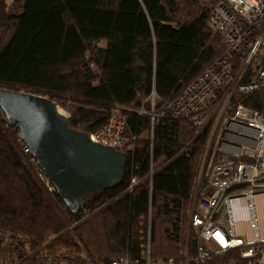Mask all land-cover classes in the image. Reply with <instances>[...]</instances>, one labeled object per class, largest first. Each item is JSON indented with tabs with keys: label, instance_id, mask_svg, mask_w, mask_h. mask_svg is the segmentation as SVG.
<instances>
[{
	"label": "trees",
	"instance_id": "1",
	"mask_svg": "<svg viewBox=\"0 0 264 264\" xmlns=\"http://www.w3.org/2000/svg\"><path fill=\"white\" fill-rule=\"evenodd\" d=\"M219 1L0 0V89L50 99L88 136L119 110L128 158L120 186L72 215L0 110V264H108L147 247L153 260H194L187 219L209 127L160 117L151 131L138 112L152 92L162 112L221 55L208 25ZM239 104L264 115V89Z\"/></svg>",
	"mask_w": 264,
	"mask_h": 264
},
{
	"label": "built area",
	"instance_id": "2",
	"mask_svg": "<svg viewBox=\"0 0 264 264\" xmlns=\"http://www.w3.org/2000/svg\"><path fill=\"white\" fill-rule=\"evenodd\" d=\"M208 25L223 42L221 55L162 112H154L152 92L151 110L138 113L149 114L151 131L160 117L185 120L198 130L209 127L194 190L197 202L188 218L196 255L181 264H264V238L258 236L262 230L258 215L264 209L259 204L264 201V115L239 104L241 97L264 89V0H221L211 11ZM124 129L125 118L115 110L89 138L118 150L125 144ZM23 152L30 154L24 145ZM39 171V177L53 189ZM135 185L133 177L130 188ZM241 205L251 221V238L245 232L236 233L233 226V211ZM233 251H238V261H220ZM7 264L22 263L13 258ZM108 264L175 263L151 259L147 247L141 260L123 256Z\"/></svg>",
	"mask_w": 264,
	"mask_h": 264
},
{
	"label": "water",
	"instance_id": "3",
	"mask_svg": "<svg viewBox=\"0 0 264 264\" xmlns=\"http://www.w3.org/2000/svg\"><path fill=\"white\" fill-rule=\"evenodd\" d=\"M0 110L72 215L83 212L92 194L122 183L127 156L69 128L67 115L50 99L0 89Z\"/></svg>",
	"mask_w": 264,
	"mask_h": 264
},
{
	"label": "bare ground",
	"instance_id": "4",
	"mask_svg": "<svg viewBox=\"0 0 264 264\" xmlns=\"http://www.w3.org/2000/svg\"><path fill=\"white\" fill-rule=\"evenodd\" d=\"M259 204L263 206L264 201L261 199V201H259ZM233 215L235 217L233 226H234L236 233L240 234L241 232H245L247 233L249 238H251L252 237L251 233H252L253 228H252L250 219L247 218L246 216L244 206L241 205L238 208H235L233 211ZM258 223L262 225V230L258 236L260 238H264V209H261V212L258 215Z\"/></svg>",
	"mask_w": 264,
	"mask_h": 264
},
{
	"label": "rangeland",
	"instance_id": "5",
	"mask_svg": "<svg viewBox=\"0 0 264 264\" xmlns=\"http://www.w3.org/2000/svg\"><path fill=\"white\" fill-rule=\"evenodd\" d=\"M220 2V1H219ZM61 112L63 113V114H65V115H67L63 110H61ZM195 190V189H194ZM196 202H197V200H196V197L194 196V193H193V201H192V205H191V210L190 211H193V209H194V206H195V204H196ZM191 213V212H190ZM190 215V214H189ZM188 218H189V216H188ZM226 217H225V215H223V219H225ZM224 224H225V226L227 227V225H228V222L226 221V219H225V221H224ZM187 231L189 232V228H188V219H187ZM149 249V253H150V248H148ZM188 257V256H187ZM187 259V258H186ZM186 259L184 260V262L186 261Z\"/></svg>",
	"mask_w": 264,
	"mask_h": 264
}]
</instances>
